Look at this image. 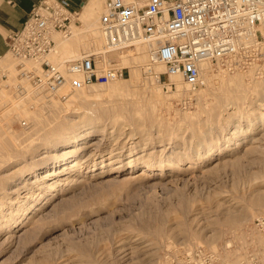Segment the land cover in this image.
<instances>
[{"label":"rangeland","instance_id":"obj_1","mask_svg":"<svg viewBox=\"0 0 264 264\" xmlns=\"http://www.w3.org/2000/svg\"><path fill=\"white\" fill-rule=\"evenodd\" d=\"M100 10L57 34L51 59L91 49ZM124 54H112L123 76L65 99L24 81L14 92L17 58H0V264H163L176 250L237 264L264 251L253 221L264 211V58L208 62L202 84L177 89L164 64L151 73L146 55Z\"/></svg>","mask_w":264,"mask_h":264},{"label":"built area","instance_id":"obj_2","mask_svg":"<svg viewBox=\"0 0 264 264\" xmlns=\"http://www.w3.org/2000/svg\"><path fill=\"white\" fill-rule=\"evenodd\" d=\"M69 4L38 0L22 26L10 33L9 50L17 58L14 92L24 82L46 97L66 87L65 99L83 86L123 76L126 67L112 54L139 48L146 51L147 69L151 63H162L166 73L181 75L193 88L202 84L205 61L248 65L264 58V0H102L99 47L55 61L51 55L58 51L57 34L70 37L71 18L78 21V10H70ZM253 221L264 233V211ZM163 264L218 262L208 250H176ZM240 264H264V251L248 253Z\"/></svg>","mask_w":264,"mask_h":264},{"label":"bare ground","instance_id":"obj_3","mask_svg":"<svg viewBox=\"0 0 264 264\" xmlns=\"http://www.w3.org/2000/svg\"><path fill=\"white\" fill-rule=\"evenodd\" d=\"M101 3H102V0H87L86 2H85V4L83 5V7L77 12V18L79 19V20H81V21H83L85 18H87V17H89V16H91V15H94L96 12H98L99 10H100V6H101ZM74 26V28H73V30H71V32L72 33H75V23L74 22H71V26ZM100 38H101V36L98 34V30L96 29V27H92V28H90V33H89V37H88V41L90 42V45H91V49H95V48H98L99 47V43H100ZM139 50L140 51H138V52H132V51H129L128 52V55H132V62H135L136 60H142V59H144V56L146 55V58H147V54H146V51H143V50H141L140 48H139ZM141 52V53H140ZM119 53V56L118 57H120L119 59H121V58H123V57H126V55L125 54H123L122 55V51H120V52H118ZM208 62L209 61H205V62H203L202 64H201V69H204V71H203V77H204V81H205V76L208 74V73H210V66L208 65ZM11 64V63H10ZM8 65V64H7ZM10 66V65H9ZM156 67V70L153 72V76L154 77H156V78H158V80H159V73H160V71H163V69H162V65H156L155 66ZM149 70V69H148ZM151 73H152V69L150 68V70H149ZM200 74H201V72H200ZM135 76V75H134ZM136 78H138V75H136L135 76ZM167 77L168 78H173V79H175V86H176V88L177 89H188V87L190 86V84H189V86H187L188 84H186V83H184L182 80H184L182 77H181V75H179V74H177V73H167ZM115 78H117V77H115ZM112 79H114V78H112ZM181 79V81H179ZM177 80V81H176ZM208 80V79H207ZM207 82V81H206ZM120 83H118L117 81H113V84H112V86H111V88H119L120 87V85H119ZM145 84H147V83H145ZM144 84V86H145V88H146V85ZM150 84V83H149ZM149 84H147V88L148 87H150V86H148ZM209 83H207V85H208ZM191 87V86H190ZM189 87V88H190ZM62 88H64L65 90H66V87H62ZM155 88V87H154ZM191 88H193V87H191ZM203 90V89H202ZM206 91V90H205ZM133 101V100H132ZM259 103H261V102H259ZM130 112V111H129ZM259 115V114H258ZM261 114H260V118H261ZM263 119V118H262ZM132 120V119H131ZM253 121V120H252ZM127 123V122H126ZM131 123V122H130ZM61 125L62 124H59L58 125V127L57 128H60L61 127ZM68 125V124H67ZM67 125H66V127H67ZM131 125V124H130ZM134 125V124H133ZM237 127H238V125H237ZM240 127V126H239ZM238 127V128H239ZM246 127V126H245ZM261 127V126H260ZM237 128V129H238ZM247 128V127H246ZM249 128V127H248ZM61 129V128H60ZM251 129V128H250ZM235 130V129H234ZM247 130V129H246ZM249 130V129H248ZM238 131V130H237ZM246 132V131H245ZM247 135V134H246ZM59 137V136H58ZM60 138V137H59ZM59 138H57V140L56 141H59L60 139ZM63 139V138H62ZM74 143V142H76V139H72V140H70V139H65V141H63V145H70L71 146V144L72 143ZM91 143V142H90ZM89 143V144H90ZM96 146V145H95ZM120 147V146H119ZM118 149V148H117ZM111 151V150H110ZM112 153V152H111ZM115 154H117V153H115ZM110 155V156H109ZM108 155V157H112V159H111V161L110 162H112V161H114V160H116V159H113V156H114V154H109ZM56 161H58V159H55V162ZM63 162V161H62ZM50 165V164H49ZM60 165V164H59ZM147 166V168H150L149 166V164H146ZM51 166V165H50ZM53 166V165H52ZM121 166V165H120ZM49 167V166H48ZM121 168V167H120ZM57 169V168H56ZM66 169V168H65ZM58 170V169H57ZM51 171V172H54V173H51V174H57V172L59 173V171ZM120 169H117V171H119ZM50 172V171H49ZM48 172V173H49ZM61 174V173H60ZM51 187V186H50ZM255 200L256 201H258V202H256V203H262V204H264V191L263 192H260V193H258L257 195H256V198H255ZM263 252V251H262ZM247 255V254H246ZM245 255V256H246ZM243 256V255H242ZM242 256H241V258L239 259V261H238V263L237 264H240L241 262H242V259L245 257H243L242 258Z\"/></svg>","mask_w":264,"mask_h":264},{"label":"crops","instance_id":"obj_4","mask_svg":"<svg viewBox=\"0 0 264 264\" xmlns=\"http://www.w3.org/2000/svg\"><path fill=\"white\" fill-rule=\"evenodd\" d=\"M38 0H0V58L9 51L11 32L18 30ZM70 10H79L87 0H69Z\"/></svg>","mask_w":264,"mask_h":264}]
</instances>
